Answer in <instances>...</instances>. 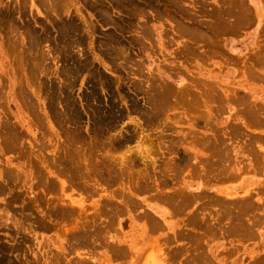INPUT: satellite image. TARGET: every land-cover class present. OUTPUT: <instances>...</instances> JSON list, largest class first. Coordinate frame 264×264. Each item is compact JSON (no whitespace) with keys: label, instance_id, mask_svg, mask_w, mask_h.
Here are the masks:
<instances>
[{"label":"rangeland","instance_id":"rangeland-1","mask_svg":"<svg viewBox=\"0 0 264 264\" xmlns=\"http://www.w3.org/2000/svg\"><path fill=\"white\" fill-rule=\"evenodd\" d=\"M0 264H264V0H0Z\"/></svg>","mask_w":264,"mask_h":264},{"label":"bare ground","instance_id":"bare-ground-1","mask_svg":"<svg viewBox=\"0 0 264 264\" xmlns=\"http://www.w3.org/2000/svg\"><path fill=\"white\" fill-rule=\"evenodd\" d=\"M163 89V88H162ZM170 89V88H169ZM10 138V137H9ZM6 140V139H5Z\"/></svg>","mask_w":264,"mask_h":264}]
</instances>
